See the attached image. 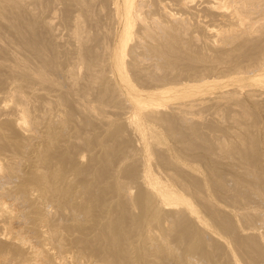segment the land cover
<instances>
[{
    "label": "bare ground",
    "instance_id": "bare-ground-1",
    "mask_svg": "<svg viewBox=\"0 0 264 264\" xmlns=\"http://www.w3.org/2000/svg\"><path fill=\"white\" fill-rule=\"evenodd\" d=\"M0 264H264V0H0Z\"/></svg>",
    "mask_w": 264,
    "mask_h": 264
}]
</instances>
